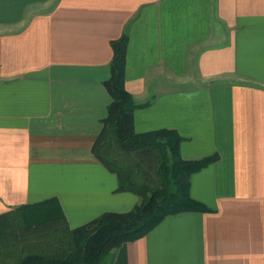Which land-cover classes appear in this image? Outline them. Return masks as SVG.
<instances>
[{"label": "crops", "instance_id": "0c3cea01", "mask_svg": "<svg viewBox=\"0 0 264 264\" xmlns=\"http://www.w3.org/2000/svg\"><path fill=\"white\" fill-rule=\"evenodd\" d=\"M137 133L175 130L209 211L169 214L112 264H264V0H0V214L56 197L77 227L139 197L91 151L112 41Z\"/></svg>", "mask_w": 264, "mask_h": 264}, {"label": "trees", "instance_id": "16d2710c", "mask_svg": "<svg viewBox=\"0 0 264 264\" xmlns=\"http://www.w3.org/2000/svg\"><path fill=\"white\" fill-rule=\"evenodd\" d=\"M127 41L123 34L111 43L110 76L103 83L111 100L91 151L115 173L116 190L132 192L139 201L129 211H104L69 229L70 242H60L53 252L27 253L13 264H112L117 247L144 235L164 216L187 210L209 211L190 196V176L214 161L217 154L185 160L179 156L182 137L175 130L134 131L133 111L147 106L150 100L134 103L124 87ZM63 215L58 199L50 197L0 214V228L14 221L24 227L50 221L65 224Z\"/></svg>", "mask_w": 264, "mask_h": 264}, {"label": "rangeland", "instance_id": "374dc122", "mask_svg": "<svg viewBox=\"0 0 264 264\" xmlns=\"http://www.w3.org/2000/svg\"><path fill=\"white\" fill-rule=\"evenodd\" d=\"M20 224L21 222L18 224L14 221L6 228H0V264L2 262L13 264L31 252H50L52 249H57L60 242L64 245L66 239L70 242L69 229L71 227L66 221L65 224L50 221L26 227Z\"/></svg>", "mask_w": 264, "mask_h": 264}]
</instances>
